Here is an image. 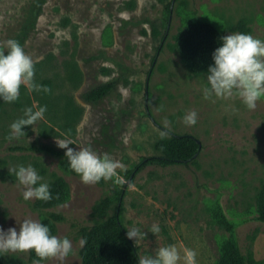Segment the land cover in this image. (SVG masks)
I'll return each instance as SVG.
<instances>
[{
  "label": "rangeland",
  "instance_id": "rangeland-1",
  "mask_svg": "<svg viewBox=\"0 0 264 264\" xmlns=\"http://www.w3.org/2000/svg\"><path fill=\"white\" fill-rule=\"evenodd\" d=\"M32 1L0 0V42H21L39 68L35 82L52 81L48 92L57 113L45 112L42 119L24 126L20 137L10 135V124L25 107L39 104L40 92L24 85L18 99L0 111V227L18 228L24 218L41 221L32 208L37 199H23V186L12 171L31 164L42 182L49 183L56 173L71 189L70 200L55 211L65 217L56 235L68 237L72 250L38 264H81L80 228L92 226L93 206L121 188L127 191L124 224L145 232L135 243L141 256L176 244L181 255L185 247L193 249L196 264H214L225 234L213 217L221 207L235 225L242 252L251 249L256 260L264 261V223L255 219L256 196L264 182V97L251 110L236 95L205 98L206 75L189 73L176 49L186 21L194 17L213 24L223 35L246 20L251 34L264 40V0H180L169 17L167 3L158 0H46L36 26L21 40ZM70 64L82 71L78 88L68 82ZM104 68L113 70L111 77ZM111 78L118 79L112 95L97 105L83 101L86 91ZM68 101L76 110L84 109L80 119L73 114L71 130L65 127ZM192 110L196 123L186 124L183 116ZM171 134L196 136L201 153L188 165H148L128 179V172L143 158L158 155L155 142ZM56 138L71 139L72 148L91 146L107 153L123 168L109 180L85 184L62 172L53 156L11 151L34 143L65 152ZM153 224L159 225V233L150 231ZM3 254L27 260L29 250Z\"/></svg>",
  "mask_w": 264,
  "mask_h": 264
},
{
  "label": "trees",
  "instance_id": "trees-1",
  "mask_svg": "<svg viewBox=\"0 0 264 264\" xmlns=\"http://www.w3.org/2000/svg\"><path fill=\"white\" fill-rule=\"evenodd\" d=\"M167 3L168 17L172 13V5L180 0H158ZM46 0H33L27 9L23 27L20 33V39H26L31 30L43 12ZM234 32L251 33L246 20H241L237 26L231 28ZM145 33V32H144ZM224 36L213 24L203 21L197 17L188 19L183 28L182 34L177 38L176 49L180 56L181 62L185 69L193 75H207L209 65L213 63L212 53L221 43L220 38ZM165 38V35H163ZM162 38V39H163ZM20 42V41H19ZM21 44V42H20ZM35 68V67H34ZM39 68H35L38 74ZM103 73L106 76H112L113 70L104 68ZM68 82L78 88L82 81V71L76 64L68 65ZM41 84L50 86L51 80H43ZM118 84V79L111 78L82 95L86 104L97 105L104 99L113 94ZM49 92L40 91L38 107L41 105L50 106L53 111L46 110L50 115L55 113V101L50 100ZM15 102V101H14ZM0 100V111L9 103ZM55 105L52 107L51 105ZM71 108V109H70ZM67 130H71L72 116L77 114L79 119L84 114V109L76 110L71 107L68 101L65 107ZM51 116V115H50ZM52 120L55 118L52 117ZM154 149L158 155L145 157L128 172L127 178L133 180L146 166L155 165L161 167L188 165L201 153L203 146L199 139L190 134H171L168 137L158 139L154 144ZM20 150L25 152L37 151L46 153L59 160V169L67 175L79 177L69 166L68 158L65 152L57 150L51 146L42 144L36 146L31 144L27 147L11 149V151ZM45 172H43L44 174ZM50 192L52 198L44 201L37 199L32 208L40 213L41 222L49 226L51 233L56 235L58 226L65 221L62 213L55 211L56 208L66 204L71 198V189L69 183L63 176L52 173ZM125 187V186H124ZM127 191L125 188L116 190L113 196L101 198L93 206V215L95 217L92 226L80 228L79 234L82 238L83 245L79 250L81 264H138L140 249L133 239L127 237V227L123 221L124 215V198ZM215 223L225 231V234L219 243V254L214 264H264V261L256 260L254 252L249 249L243 253L237 240L236 228L234 223L228 219L221 207L214 211ZM255 219L264 223V182L258 190L256 196V217ZM36 255L34 250H29V257L23 260L17 257H5L0 253V264H34L44 262Z\"/></svg>",
  "mask_w": 264,
  "mask_h": 264
},
{
  "label": "clouds",
  "instance_id": "clouds-1",
  "mask_svg": "<svg viewBox=\"0 0 264 264\" xmlns=\"http://www.w3.org/2000/svg\"><path fill=\"white\" fill-rule=\"evenodd\" d=\"M221 43L212 53L213 63L209 65L206 75L208 87L204 96L208 98L228 99L233 95L240 98L248 109H255L257 101L264 97V40L251 33L230 32L220 38ZM35 68L33 58L25 52L23 46L14 38L0 42V100L14 102L20 95L21 85L29 91L50 89L34 80ZM47 107H25L23 115L10 124V135L20 137L24 126L33 125L43 118ZM186 124H195L197 114L194 110L183 116ZM57 139V138H56ZM127 143V138H124ZM58 147L65 149L70 168L79 175L85 184L109 180L116 176L117 169L123 165L107 153L100 154L91 146L69 147L71 139H57ZM16 180L23 186L24 200L32 198L47 201L52 198L50 185L42 182L43 177L31 165H18L13 169ZM5 230L0 227V253L23 252L34 250L41 259L67 256L72 250L68 237L53 235L49 226L39 220L24 218ZM150 231L159 233L158 224H153ZM127 237L135 243L145 236L137 227L127 229ZM196 264V252L185 247L183 255L176 244L159 247L153 255L138 257V264ZM38 264V262H36Z\"/></svg>",
  "mask_w": 264,
  "mask_h": 264
}]
</instances>
